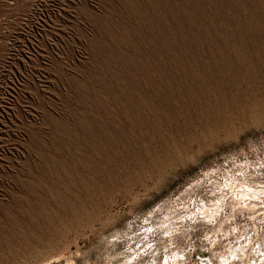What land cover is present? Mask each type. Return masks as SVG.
Instances as JSON below:
<instances>
[{"label": "rangeland", "instance_id": "rangeland-1", "mask_svg": "<svg viewBox=\"0 0 264 264\" xmlns=\"http://www.w3.org/2000/svg\"><path fill=\"white\" fill-rule=\"evenodd\" d=\"M0 264H264V0H0Z\"/></svg>", "mask_w": 264, "mask_h": 264}]
</instances>
